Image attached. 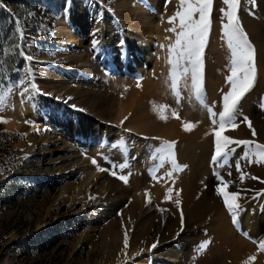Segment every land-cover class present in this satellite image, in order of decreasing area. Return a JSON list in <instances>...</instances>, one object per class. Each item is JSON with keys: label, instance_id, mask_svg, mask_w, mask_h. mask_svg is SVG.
<instances>
[{"label": "rangeland", "instance_id": "374dc122", "mask_svg": "<svg viewBox=\"0 0 264 264\" xmlns=\"http://www.w3.org/2000/svg\"><path fill=\"white\" fill-rule=\"evenodd\" d=\"M77 1L81 0H0V39L3 40L1 42L2 47L0 48V53H2V58L6 62H9V64L11 63V67L14 68L6 86L0 90V93H3L11 89L6 98L3 111H0V119L6 121L0 122V264H115V240L113 234H124V225L122 223L127 216L129 205L132 202L131 200H133L132 196H134V194H131V189L125 187L127 189L125 190L123 188L124 191H122L124 193L122 191L120 192L122 193L121 195L119 193L118 199H121H117V203L112 199L107 203L108 206L104 203V209L111 208L106 210V214H103V212L96 213L93 217L94 220L89 219L90 225L86 227L87 219L85 218L91 210H87L78 215L67 212L66 206L71 202L68 199L73 194V190H76V186H73L76 177L72 179L73 181L64 180L59 182L56 179L59 174L63 175L72 169L76 170V166L74 167V161H76L74 158L76 155L71 158L72 160H66L67 162L65 161V164H61V162L52 164L50 160L52 158L54 160L57 157L53 153H50V150H52L50 149L52 142L42 141L39 136L47 127V120L49 121L47 116L52 112L49 111L46 103V95L49 92L46 90L47 88L42 87L44 86L43 76L48 75L50 78L54 77V81L62 77L60 71L63 66L65 67L67 65L66 67H69V62L64 59L67 56L61 54L64 52V48L69 50L70 46L65 45L67 38L62 36L58 39L57 33L60 20L67 6L69 5L71 8ZM100 1L106 9L114 11L117 17L122 19L125 8L120 6H122L121 3L125 0ZM86 3L88 8H84V10L88 12V16L91 18L94 17L97 22L103 20V16L97 13L99 9L94 10L95 3L91 5L93 3L92 0ZM178 4L179 0H159L156 3V11L160 17L162 16L161 18L163 20L161 18H152V22L154 27L159 31V35L162 37L164 43L167 42L170 36H174L171 44L175 42V33H171L168 29L174 25H179L178 18L173 23H169V17H172L178 10ZM221 8L227 11V5L225 6L222 0H213L211 26L202 57V93L200 92V96L203 103L196 99V95L191 89V82H186L188 84L184 83L183 79L186 76L179 78L177 90L180 96L179 103H177V98L171 89L169 76L171 65L167 62L169 54H167V57L166 54L162 53L163 56L161 55V58L164 57L163 59L166 60L167 64L163 65L160 61L161 59L158 58L151 65L144 67L145 70L139 69L138 73L133 72L134 69L131 68L123 76H119V74L116 76L107 75L100 81L101 88L99 91L109 94L111 96L110 98L115 97L113 99L109 98V105L116 103L114 99L120 98L127 107L133 108L134 106L132 109L134 116H137L143 122V127L148 132L147 135H142L143 143L145 144L142 143L143 150L145 151L144 154L149 157L153 155L155 158L160 157L164 161H169L168 164L165 162L168 167L165 166L166 169L164 167V175L161 178L162 180H160L161 182L157 179L155 181H149L153 185L151 186L153 191H157L160 196L158 199L159 208L162 211H166L168 215L175 212L173 207H167L170 202V195H172L175 203H177L178 199L182 202H184L183 198L188 200L187 196H189V192L186 184H188L192 176V171L196 167L198 146H201L203 149L206 145L205 143L209 144L212 138L211 129L207 128L213 126L211 121L213 119L216 120L219 114L216 117H210L208 113L206 114L208 112L207 109L203 108L212 107L213 111L215 109V113L222 111L223 94L227 91L224 88L226 81H223L218 74L213 75L212 79L215 83L209 82L207 84L204 81L207 62H210L215 68L218 66L220 58H211L213 56L212 53L214 54V52L216 53L222 49V43L226 42L223 40L222 33L218 30L216 33L218 34L216 42L220 46L215 48L214 51L210 48L213 30L216 26L218 28L223 18ZM246 15H250L251 19L264 30V0H255V6H253L251 0H241L238 17L243 30L245 28L243 27L245 24L244 16ZM196 18L198 19V17ZM73 30L71 29L72 32ZM177 31H179V27H177ZM20 32L23 33V39L20 38ZM20 51H23L25 56L19 55ZM27 56H31L32 59H26ZM53 63H55L54 67ZM186 64L187 62L185 61L184 66H187ZM179 71H182V68ZM21 78H25L26 82L24 85H18V81ZM29 83L35 84L39 92L37 93L30 89L25 94L23 88L28 86ZM212 84H216L217 87L212 86ZM189 98H193V102L197 101L198 103L196 102L197 104L195 103L196 105H194L192 100H190L191 102L189 101ZM251 99V101L241 99L239 102L240 105L238 104L237 106V118L247 127L248 123L243 120L245 116L248 117L250 122L255 116V118H259L261 121L264 120V107L261 106L264 101H259L258 98ZM210 100L212 101L210 102ZM249 101L250 104L248 103ZM245 102L248 103V106H246L247 104L245 105ZM161 105L165 106L163 110H161ZM34 109L36 114L32 118L30 114ZM200 110H202L201 113L199 112ZM52 113L56 117L59 114L57 109ZM61 114H64V112ZM13 116H17L20 120V128L16 131H8L7 122ZM161 116L165 118L161 119ZM211 118L212 120L210 121ZM204 121L207 123L204 124ZM186 124L191 125L188 131L185 130ZM251 127L255 130V126ZM52 128L57 132L61 130V127H56L54 124H52ZM71 128L67 129L64 133H69L72 130ZM125 138L126 140H124L122 146L119 148L120 150L115 146H112L113 148L109 147L106 149L109 153H105L104 156L97 155L96 159L94 158L95 151L85 154L89 160L91 159L90 161L95 160V163H93L95 169L97 168L101 173L104 172L105 175L107 174V179L109 176L110 178L119 179L118 177L123 175L127 176L128 181L129 179L131 180L130 174L127 172L124 175L123 171L118 167L121 163H125L124 157L127 155L126 145L132 142L128 138V134L125 135ZM147 141H156L157 143L175 142L173 152L176 163L186 167H182L181 170H173L169 158L164 153L157 151L162 146L157 144L151 152V150L149 151V145L146 143ZM255 142L259 145H264L259 141ZM182 145L186 147L183 146L180 148ZM192 146L196 150L191 149ZM253 146L255 145L253 144ZM124 147L126 150H124ZM243 147L246 148L245 146H240L238 149V155L240 157L245 152ZM186 148L187 150L190 149L188 151L189 153ZM82 153L84 152H81L80 156L84 155ZM119 155L123 159L121 158L120 160ZM209 157L208 153L206 157V159L208 158V162L205 160L204 165L205 169L208 170H210L209 168L212 169L207 164L210 162ZM61 171H64V173ZM209 172L208 177H206L207 179L204 178L203 180L205 182L202 180L203 183L201 185L203 186L201 190L203 189L202 193H204L203 196L205 195L204 198L206 200L212 196V189L217 191V187H220L219 183H222V180L219 179L221 176L216 175L213 169ZM236 182H241V179L237 177ZM105 183L101 187H106L107 182ZM241 183H244V179ZM140 185L141 189H143L147 184ZM53 187L56 188V191ZM93 190L89 188V191ZM166 196L168 197L167 199H165ZM204 202L206 203L204 204ZM208 204L210 205L205 200L201 201L198 199L195 201V205L201 214L203 213L202 217L207 216V219L205 217V219L202 218L204 220L202 222L200 220V223L198 222L200 225L197 223L199 227L196 228V231L192 232L186 231L187 221H184L183 225L181 223L174 227L175 220L173 217L165 219L163 222L160 215L153 216L155 219H152L155 225L163 222L162 224L167 225L168 228L170 227L172 229L171 231L176 232L181 229L182 232L184 231L182 238L190 240L191 243L193 242L192 245L190 243V247L186 246L185 248H181L177 243L171 244L172 246L174 245L173 249L177 252L176 264H190L192 253L200 249L199 246L202 242H209L207 244L205 243L204 248L206 251H212L221 245L219 240H215L210 235L211 231L214 232L216 228L214 223L217 218L214 215H212L213 217L210 215L209 208H207L209 207ZM136 225L137 223L134 226V230ZM120 246L121 248L117 246L118 248L116 247V250L118 252L125 251L124 243H121ZM139 254L134 255L126 264H141L139 261L141 260L140 255L142 254ZM148 262L150 263V260Z\"/></svg>", "mask_w": 264, "mask_h": 264}, {"label": "bare ground", "instance_id": "6f19581e", "mask_svg": "<svg viewBox=\"0 0 264 264\" xmlns=\"http://www.w3.org/2000/svg\"><path fill=\"white\" fill-rule=\"evenodd\" d=\"M89 1H77L71 8L69 5L67 6L60 20L57 37L58 39L62 36L67 38L65 45L70 46V51L64 48V52L61 55L67 56L64 59L69 62V67H66L67 65L65 67L63 66L60 71L62 77L54 81V77L50 78L48 75L43 76L44 86L41 84L49 92L46 95V103L49 111L53 112L57 109L59 113L56 117L50 112V115L47 116L49 119V121L47 120V127L39 135L41 137L40 140L52 142L53 146H50V149H52L50 153H53L57 157L54 160L52 158L50 162L52 164L58 162L65 164L66 160L68 161L76 155L74 158L76 160L74 161L76 170L72 169L63 175L59 174L56 178L61 182L64 180H72L76 177V181H74L76 185L73 183V186H76V190H73V194L68 199L71 202L66 206L67 212L78 215L87 210H91L85 218L87 219L85 226L88 227L90 225L89 219L93 221L96 213L103 212V214H106V210L111 208L104 209V203H109L110 199L115 200L117 203L116 200L118 199L119 193L123 188L128 187L134 196L128 195L132 196L133 200H131L132 202L129 205L127 216L122 223L124 225V234L112 233L115 240V242L113 241L115 243V264H126L134 255L139 253L142 254H139L141 256V260L139 261L141 264H176L177 252L173 249L174 245L172 246L171 244L177 243L181 248H185L186 246L190 247L191 241L182 238L184 231L182 232L181 229L174 232L171 231L172 229L170 227L168 228L167 225L165 226L162 223L165 219L173 217L175 220L174 227H176V225L178 226V224L182 223L183 216V222L187 221L188 224L186 231H196V228L199 227L197 223L200 220L202 222L207 216H204L205 218L202 217L203 213L201 214L195 205V201L198 199L201 201L205 200L210 203V205L208 204L209 207L206 206L209 208L210 215H214L217 218L214 223L216 228L214 232L211 231L212 234L210 233V235L215 240H219L221 245L212 251H206L205 248L194 251L190 257V264H264V249L261 248V244H264V157L252 155L249 159H241L242 156L240 157L238 155L239 147L233 144L231 147H235L236 152L227 165L220 167L211 162V157L215 151L214 141L216 131H220L221 136H228L233 140H250L254 142V145L258 144L255 141H259L264 144V120L261 121L259 118H255L256 116L253 117L251 126H255V136H253V127L249 129L238 118L234 124L226 125L223 130L219 128L218 124L212 126L210 123L212 127L208 124L211 128L207 129H211L212 138L209 144L205 143L206 145L203 149L201 146H198L196 167L192 171V176L188 184H186L189 192V196H187L188 200L183 198L184 202H182L178 199L179 203H175L172 195L168 193L170 195V202L167 207H173L175 212L168 215L166 211H162L158 206L160 196L157 191H153L151 188L153 185L149 181H155L157 179L161 182L160 180H162L161 178L164 175V167H168L167 164L169 161H164L160 157L155 158L153 155L149 157L144 154L142 135H147L148 132L143 127V122L137 116H134L132 110L134 106L133 108L127 107L120 98L114 99L116 103L109 105L108 101L115 97L110 98L111 96L109 94L101 93L99 89L101 88L100 81L107 75L116 76L119 74V76H123L131 68L134 69L133 72L138 73L139 69L145 70L144 67L151 65L158 58L161 59L160 61L163 65L167 64L166 60L163 59L164 57L161 58L163 56L162 53L166 54L167 57V54H169L168 49L174 36H170L167 42L164 43L162 37L159 35V31L153 25L152 18L160 19L162 17L156 11V3L159 0H152L153 2L151 0H121L123 2L120 7L125 8L122 19L118 18L114 11L106 9L100 0H92L93 3L91 5L95 3L94 10L98 8L97 13L103 16V20H99L98 22L95 21L94 17L91 18L88 16V12L84 10V8H88L86 2ZM247 15L244 16L245 24L243 27H245L244 32L255 50L256 78L252 88L242 99L248 101L251 98H258L261 101L262 97H264V30L251 19L250 15ZM161 19L163 20V18ZM224 23H227L226 17L221 19L218 28H216L217 26L215 28L213 27L214 30L210 44L212 51L220 46L216 42L218 38V34L216 33L218 30L222 33L223 40L226 41L222 32V24ZM71 29H74L73 32ZM96 29H99V32L96 34L95 39L99 40L100 43L94 49L92 42L94 39L93 32ZM221 48L218 52L212 53L213 56L211 57L220 58L218 66L215 68L210 62L206 64L204 81L207 84L209 82L215 83L212 79L214 74H218L223 81H226V77L231 74L229 65L231 52L227 46V41L222 43ZM54 64L53 67L55 66ZM183 80L185 84L190 83L191 73L189 72ZM212 86L217 87L216 84H212ZM230 87L228 83L224 86L227 91L230 90ZM212 94L214 93L212 92ZM192 99L189 98V101ZM250 101L248 102L249 104ZM110 102L113 103L112 101ZM196 102H193L194 105L198 103ZM248 103L245 102V105L247 104L246 106H248ZM203 109H207V107ZM201 111L199 112L201 113ZM62 112L64 114H61ZM35 114L34 109L30 115L34 118ZM217 116L216 121L219 120V115ZM19 121L17 116L10 117L7 122V130H18L20 128ZM205 123L207 122L204 121ZM52 124L56 125V127H61V130L59 132L55 131L52 128ZM70 127H72V130L69 133H64ZM126 134H128V138L132 141L126 145L127 155L125 156L126 158L124 157V160L127 167L122 170L124 175L128 172L131 176V180L129 179L131 182L128 183L129 181L127 180L128 184L120 179L110 178V176L107 179V174L105 175L104 172L101 173L97 168L95 169L93 161H90L91 159L89 160L85 156V154L95 151L94 158L96 159L97 155L104 156L108 152L106 149L109 147L113 148L112 146L120 150L119 148L122 146L124 140H126V138L124 139ZM146 143L149 145V151L151 150V152L157 144L159 146L164 145V142L157 143L156 141H147ZM183 146L185 145H182L180 148ZM126 149L124 147V150ZM191 149L196 150L193 146ZM243 149L248 151L247 148L243 147ZM81 152H84L82 153L84 154L83 156H80ZM208 153L210 156L209 163H207L208 158L206 159ZM123 154L125 153L123 152ZM119 158L120 160L121 158L123 159L120 155ZM205 160H207L206 163L212 167L213 171L216 172V175L221 176L219 179L222 180V183L219 184L223 190V195H217L218 192L212 189V196L207 200L204 198L205 195L203 196V189L201 190L203 186L201 185L204 181L203 179L208 177L209 171L212 169H205ZM237 160L240 163V171L236 168ZM250 160L251 162H249ZM258 160L260 162H257ZM58 169L60 170V168ZM150 169H155V171L150 174ZM241 171L244 173V183L236 182V178H240ZM61 172L64 173V171ZM253 177L257 179H253ZM105 182H107L106 187H101ZM144 183L147 185L141 189L140 184ZM210 183L212 184V182ZM53 188L56 191V188ZM89 188L94 190L89 191ZM162 189L164 190V188ZM125 190L127 189L125 188ZM123 191L122 193H124ZM231 193H239L237 203L240 205V209L236 213L237 222L235 224L233 223L232 215L224 203L225 196ZM112 200L111 202H113ZM156 215H160L163 221L160 224L158 223V225H155L152 219ZM186 215L188 216L186 217ZM212 220L215 221L214 219ZM136 223L137 225L134 230ZM87 235L89 234L87 233ZM125 236H127V247H125ZM121 243H124L125 251L118 252L116 247L119 246L121 248ZM153 244H156L155 248L152 247ZM149 260L150 263L148 262Z\"/></svg>", "mask_w": 264, "mask_h": 264}, {"label": "snow or ice", "instance_id": "6c2138e0", "mask_svg": "<svg viewBox=\"0 0 264 264\" xmlns=\"http://www.w3.org/2000/svg\"><path fill=\"white\" fill-rule=\"evenodd\" d=\"M222 2L227 5V11L224 8H221V13L222 17H226L227 19V23L222 24V32L231 52V74L226 77V83L231 87L230 90L223 95V106L222 111L219 112V120L216 121L213 119L212 121L213 125L216 126L218 124L221 130H223L226 125L234 124L238 116L237 106L243 96L252 88L256 78L255 50L239 23L238 10L241 0H222ZM251 2L253 6H255V0H251ZM212 6L213 0H179L178 10L172 17H169V23H173L177 18L179 19L178 26L174 25L172 28L168 29V31L175 33V42L169 46V59L167 61L171 65L169 74L171 89L177 98V103H179L180 96L179 91L177 90L179 78L181 76H187L189 72L191 73V89L195 93L196 98L203 103L200 96L202 57L211 26ZM196 17H198V19ZM177 27H179V31H177ZM98 32L99 29H96L93 33L94 39L92 43L94 49L100 43L99 40L95 39ZM20 38L23 39L22 32H20ZM19 55L25 56V53L20 51ZM26 59L31 60L32 57L27 56ZM185 61H187L188 66H184ZM181 68L182 71H179ZM25 82V78H21L18 81V85H24ZM30 89L37 93L39 92V90L36 89L35 84L31 83L23 88V92L26 94ZM10 91L11 89L0 93V111H3L6 98ZM262 101H264V97H262ZM261 106L264 107V103H262ZM160 107L161 110H163L165 106L161 105ZM207 111L210 117L216 116L212 107H208ZM173 114L175 115V113ZM160 118L164 119L165 117L161 116ZM243 120L247 122L248 127L251 128V122L248 117H243ZM0 122L6 121L0 119ZM190 128V124L185 125L186 131L190 130ZM255 134L256 133L253 130V136H255ZM253 143L254 142L248 140H233L228 136H221V132L216 131L214 141L215 151L211 157V162L220 167L227 165L233 154L236 152V148L231 147L233 144L237 147L245 146L248 149V151H245L241 159H249L252 155L264 157V145L256 144L253 148ZM174 144L175 142H164V145L161 148H158L157 151L164 153V155L169 158L173 170H181L182 167L186 166H181L176 163L175 154L173 152ZM249 162H251V160ZM257 162L260 161L258 160ZM93 163H95V160H93ZM118 167L123 170L127 167V164L121 163ZM236 168L240 171L239 160L236 161ZM149 171L150 174H152L155 169H150ZM229 175H231V173H229ZM118 178L127 182V176L121 175ZM243 178L244 173L241 172V182H243ZM253 179L257 178L253 177ZM217 192L218 194L223 195V190L220 187H217ZM167 198L168 197L166 196L165 199ZM238 199L239 193H231L224 198L225 206L232 215L234 224L237 222L236 213L240 209V205L237 203ZM177 203H179V201H177ZM205 243L207 242L201 243L199 246L200 249L204 248ZM125 247H127V236H125ZM152 247L155 248L156 244H153ZM261 248L264 249V244H261Z\"/></svg>", "mask_w": 264, "mask_h": 264}, {"label": "trees", "instance_id": "16d2710c", "mask_svg": "<svg viewBox=\"0 0 264 264\" xmlns=\"http://www.w3.org/2000/svg\"><path fill=\"white\" fill-rule=\"evenodd\" d=\"M2 41L3 40L0 39V48L2 47ZM13 69L14 68L11 67V63L9 64V62H6V60L2 58V53H0V90L2 87L6 86L7 81L11 76V73L13 72Z\"/></svg>", "mask_w": 264, "mask_h": 264}]
</instances>
